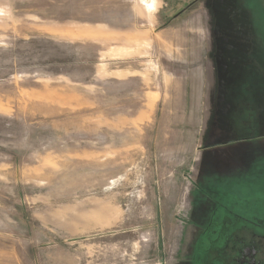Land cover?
<instances>
[{
	"label": "rangeland",
	"instance_id": "374dc122",
	"mask_svg": "<svg viewBox=\"0 0 264 264\" xmlns=\"http://www.w3.org/2000/svg\"><path fill=\"white\" fill-rule=\"evenodd\" d=\"M262 135L264 0H0V264H264Z\"/></svg>",
	"mask_w": 264,
	"mask_h": 264
},
{
	"label": "crops",
	"instance_id": "0c3cea01",
	"mask_svg": "<svg viewBox=\"0 0 264 264\" xmlns=\"http://www.w3.org/2000/svg\"><path fill=\"white\" fill-rule=\"evenodd\" d=\"M178 40V37L174 35ZM264 136V135H262ZM226 146H210L201 149L198 159V183L217 174H230L238 169L247 168L256 160V152L264 156V141L260 145L253 143V137H237Z\"/></svg>",
	"mask_w": 264,
	"mask_h": 264
},
{
	"label": "flooded vegetation",
	"instance_id": "af4514ba",
	"mask_svg": "<svg viewBox=\"0 0 264 264\" xmlns=\"http://www.w3.org/2000/svg\"><path fill=\"white\" fill-rule=\"evenodd\" d=\"M242 232L243 231H238V232H235L234 234L239 235ZM253 235H256V234L253 233ZM262 239H264V235H261L260 240ZM241 248L238 254L237 261H239L240 264H257V256L260 254L259 249L255 247L246 246V245L242 246Z\"/></svg>",
	"mask_w": 264,
	"mask_h": 264
},
{
	"label": "trees",
	"instance_id": "16d2710c",
	"mask_svg": "<svg viewBox=\"0 0 264 264\" xmlns=\"http://www.w3.org/2000/svg\"><path fill=\"white\" fill-rule=\"evenodd\" d=\"M216 241H217V238H216ZM214 243H215V242H214ZM225 244H226V243H225ZM225 246H226V245H224V246H223V248H222V247H220V246H218V247H219V249H224V248H225ZM218 247H217V248H218Z\"/></svg>",
	"mask_w": 264,
	"mask_h": 264
}]
</instances>
